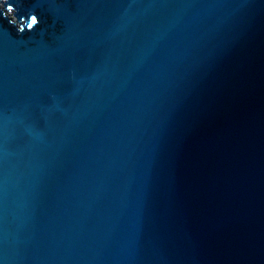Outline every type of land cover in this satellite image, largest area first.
Masks as SVG:
<instances>
[{
	"label": "water",
	"instance_id": "obj_1",
	"mask_svg": "<svg viewBox=\"0 0 264 264\" xmlns=\"http://www.w3.org/2000/svg\"><path fill=\"white\" fill-rule=\"evenodd\" d=\"M0 264H264V0H0Z\"/></svg>",
	"mask_w": 264,
	"mask_h": 264
}]
</instances>
